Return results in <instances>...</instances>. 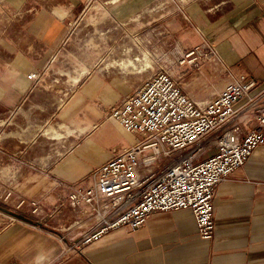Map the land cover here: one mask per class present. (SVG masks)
<instances>
[{
    "label": "crops",
    "instance_id": "obj_1",
    "mask_svg": "<svg viewBox=\"0 0 264 264\" xmlns=\"http://www.w3.org/2000/svg\"><path fill=\"white\" fill-rule=\"evenodd\" d=\"M88 1L34 2L41 16L35 33L43 44L42 63L62 41L63 19ZM183 2L160 18L161 50L185 52L206 41L217 56L195 72L196 88L176 81L179 88L207 102L240 77L253 79L256 88L237 103L241 128L250 131L257 125L258 108L264 107V0ZM39 65L30 72L42 71L45 64ZM144 76L97 66L80 79L56 114L72 129L74 145L44 171L18 176L12 197H0V264H264V145L214 187L212 238H200L191 212L180 209L152 212L136 229L124 226L80 250L73 247L92 224L69 205L70 189L90 186L101 164L141 141L140 134L106 116L140 88ZM214 79L217 83L211 84ZM17 80L6 84L19 91L31 84L26 76Z\"/></svg>",
    "mask_w": 264,
    "mask_h": 264
},
{
    "label": "built area",
    "instance_id": "obj_2",
    "mask_svg": "<svg viewBox=\"0 0 264 264\" xmlns=\"http://www.w3.org/2000/svg\"><path fill=\"white\" fill-rule=\"evenodd\" d=\"M216 56L204 41L182 53L179 64L198 68L200 61ZM39 76L33 72L28 78ZM254 88L256 82L242 76L212 100L197 102L167 71L147 76L107 116L140 134L141 141L101 164L90 186L70 189L69 205L89 216L92 224L73 247L80 250L124 226L136 229L152 212L180 209L191 212L200 238H212L214 187L264 145V107L258 108L257 125L250 131L244 133L238 120L237 103ZM250 99L254 107V97ZM209 137H214L211 144H204Z\"/></svg>",
    "mask_w": 264,
    "mask_h": 264
},
{
    "label": "rangeland",
    "instance_id": "obj_3",
    "mask_svg": "<svg viewBox=\"0 0 264 264\" xmlns=\"http://www.w3.org/2000/svg\"><path fill=\"white\" fill-rule=\"evenodd\" d=\"M38 1L45 2L0 0L1 198L6 192L10 193L8 198L12 197V184L18 176L44 171L74 145L77 138L72 129L59 122L56 114L90 68L140 72L144 79L167 71L191 88L195 86V72L208 60L200 61L197 68L179 64L181 54L190 49L161 50L160 18L178 2L188 0H136L116 10L111 0H89L63 19L62 41L42 63L43 44L35 33L41 16L39 8L33 9ZM152 35L157 39L152 41ZM151 46L156 47L154 52ZM123 62H128L127 67L121 66ZM39 64H45L42 71H36L39 78L29 79L33 73L30 70ZM23 76L31 81L26 90L7 86L6 82L17 84ZM217 80H211V84ZM213 139L207 138L204 144H211Z\"/></svg>",
    "mask_w": 264,
    "mask_h": 264
},
{
    "label": "bare ground",
    "instance_id": "obj_4",
    "mask_svg": "<svg viewBox=\"0 0 264 264\" xmlns=\"http://www.w3.org/2000/svg\"><path fill=\"white\" fill-rule=\"evenodd\" d=\"M134 1H136V0H111V3H112L113 5H115V8H114V9L116 10V9H119L120 7H122L124 3H127V2H134ZM128 61L130 62V64L133 65L132 61H130V60H128ZM127 65H128V62H123V63H121V66H122L123 68L127 67ZM146 65L148 66V65H150V64L146 63Z\"/></svg>",
    "mask_w": 264,
    "mask_h": 264
}]
</instances>
